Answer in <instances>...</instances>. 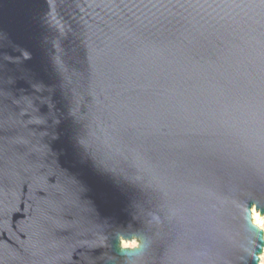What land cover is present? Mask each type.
I'll list each match as a JSON object with an SVG mask.
<instances>
[{
  "label": "water",
  "instance_id": "1",
  "mask_svg": "<svg viewBox=\"0 0 264 264\" xmlns=\"http://www.w3.org/2000/svg\"><path fill=\"white\" fill-rule=\"evenodd\" d=\"M254 208L264 0H0V264H260Z\"/></svg>",
  "mask_w": 264,
  "mask_h": 264
},
{
  "label": "rangeland",
  "instance_id": "2",
  "mask_svg": "<svg viewBox=\"0 0 264 264\" xmlns=\"http://www.w3.org/2000/svg\"><path fill=\"white\" fill-rule=\"evenodd\" d=\"M123 245L133 247V246L137 245V242L136 241H123ZM260 264H264V252L261 255Z\"/></svg>",
  "mask_w": 264,
  "mask_h": 264
},
{
  "label": "bare ground",
  "instance_id": "3",
  "mask_svg": "<svg viewBox=\"0 0 264 264\" xmlns=\"http://www.w3.org/2000/svg\"><path fill=\"white\" fill-rule=\"evenodd\" d=\"M252 215H253V220H254L255 223H256V218L257 217H259L261 220H264V215H261L260 212L258 210H256L255 208L253 209Z\"/></svg>",
  "mask_w": 264,
  "mask_h": 264
},
{
  "label": "clouds",
  "instance_id": "4",
  "mask_svg": "<svg viewBox=\"0 0 264 264\" xmlns=\"http://www.w3.org/2000/svg\"><path fill=\"white\" fill-rule=\"evenodd\" d=\"M256 223L261 227L264 228V220H261L259 217L256 218Z\"/></svg>",
  "mask_w": 264,
  "mask_h": 264
}]
</instances>
